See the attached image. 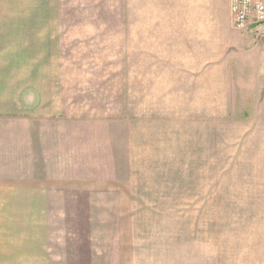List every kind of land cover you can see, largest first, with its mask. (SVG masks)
Listing matches in <instances>:
<instances>
[{
  "label": "rangeland",
  "instance_id": "1",
  "mask_svg": "<svg viewBox=\"0 0 264 264\" xmlns=\"http://www.w3.org/2000/svg\"><path fill=\"white\" fill-rule=\"evenodd\" d=\"M37 1L0 0L2 39ZM60 2L61 19L81 24L70 43L81 65L112 54L104 87L98 77L66 95L106 119L98 184L122 196L97 206L107 231L90 238V261L68 264H264V39L232 18L226 36L224 0L204 13L195 0ZM24 207L0 205V264H26L40 243Z\"/></svg>",
  "mask_w": 264,
  "mask_h": 264
},
{
  "label": "crops",
  "instance_id": "2",
  "mask_svg": "<svg viewBox=\"0 0 264 264\" xmlns=\"http://www.w3.org/2000/svg\"><path fill=\"white\" fill-rule=\"evenodd\" d=\"M193 3L201 13L208 11L209 0ZM223 11L222 25L231 36L230 0H224ZM27 12L35 19L8 27L21 28L18 36L2 39L0 26V205L25 206V234L41 238L26 264L88 262L96 249L90 238L107 231L97 230V206L121 205L122 196L112 182L98 184L102 164L97 160L110 154L104 143L106 119L80 115L66 88L95 85L98 77L104 87L113 58L93 54L81 65L83 59L70 45L81 24L61 19L60 0H38ZM249 33L264 39V29ZM101 62L103 72L98 71ZM25 251H31L29 246Z\"/></svg>",
  "mask_w": 264,
  "mask_h": 264
},
{
  "label": "built area",
  "instance_id": "3",
  "mask_svg": "<svg viewBox=\"0 0 264 264\" xmlns=\"http://www.w3.org/2000/svg\"><path fill=\"white\" fill-rule=\"evenodd\" d=\"M233 28L259 33L264 29V0H230Z\"/></svg>",
  "mask_w": 264,
  "mask_h": 264
}]
</instances>
